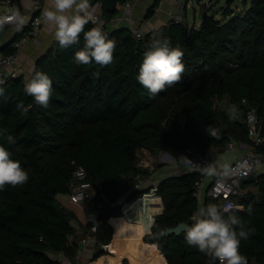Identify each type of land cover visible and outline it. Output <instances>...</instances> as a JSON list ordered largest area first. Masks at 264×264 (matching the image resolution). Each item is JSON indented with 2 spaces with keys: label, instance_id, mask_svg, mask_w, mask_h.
I'll list each match as a JSON object with an SVG mask.
<instances>
[{
  "label": "trees",
  "instance_id": "trees-1",
  "mask_svg": "<svg viewBox=\"0 0 264 264\" xmlns=\"http://www.w3.org/2000/svg\"><path fill=\"white\" fill-rule=\"evenodd\" d=\"M106 1H100L101 27L116 41L111 64L78 65L74 54L83 47L81 34L79 44L67 49H61L55 40L34 63L30 77L40 71L52 81L48 108L25 94L24 85L30 78L7 77L0 85L4 89L0 95V146L29 174L25 184L0 191V264H58L53 255L59 252L75 262L79 241L93 225L96 253L90 261L102 255L101 245L113 237V223H131L121 217L122 205L148 191L147 187L133 189L137 174H151L148 167L138 164L139 148L153 155L164 150L178 159L189 156L187 148L192 154L207 148L223 151L231 139L264 154V0H242L239 11L232 8L234 0H226L221 18L205 13L197 27L168 20L145 32L138 42L126 25L107 28L117 11H108ZM155 6L147 10L145 18L154 13ZM94 26L89 22L85 31ZM6 27L4 23L0 34ZM152 35L167 38L178 47L185 67L181 81L156 96L136 79ZM16 37L1 46L0 52H11ZM223 100L234 106L238 118L221 108ZM21 101L25 107L31 106L27 116L17 108ZM251 108L260 128L259 142L242 121ZM208 126L220 130L219 139L207 134ZM77 164L84 167L90 183L92 197L86 209L88 214L96 213L95 223L82 224L57 198L70 193L68 180ZM201 175V171L192 170L160 181L157 194L163 211L154 216L143 242L141 237L154 211L144 213L138 250L126 257L138 260L149 256L153 261L148 264H208L206 255L186 243L185 231L164 234L167 227L180 222L191 224L190 216L198 206L193 195L195 181ZM249 184L257 185L258 190L234 198L244 208L236 215L254 229L249 239L241 240L240 252L248 264H264V173L242 180L240 187ZM146 195L154 197L153 192ZM208 204L219 205L205 195L204 206ZM110 217H118L111 219L112 225ZM118 238L120 232L115 228L112 244ZM151 244H156L163 256Z\"/></svg>",
  "mask_w": 264,
  "mask_h": 264
},
{
  "label": "clouds",
  "instance_id": "clouds-1",
  "mask_svg": "<svg viewBox=\"0 0 264 264\" xmlns=\"http://www.w3.org/2000/svg\"><path fill=\"white\" fill-rule=\"evenodd\" d=\"M42 20L47 29L54 33V38L61 49H67L80 42L83 34V47L74 54L78 65L95 63L101 67L112 63L116 48V41L109 39L96 18L89 11V0H48L42 12ZM18 27L23 20L17 17ZM5 20L0 18V28ZM91 22L94 27L85 31V26ZM183 52L173 47L167 38L154 37L143 53L139 65L137 81L148 90L151 96H156L181 81L185 71L182 63ZM0 81V85H2ZM0 86V95L3 94ZM52 81L43 72L35 71L34 75L24 85L26 95L33 97L35 103L48 108L52 96ZM21 101L17 104L22 116H27L29 108ZM235 119V115L232 116ZM209 136L219 139L220 130L208 126ZM9 142L12 138L8 137ZM179 166L197 168L201 173L216 175V168L212 163L200 166L187 156L173 158ZM29 180V174L19 161L11 158V153L0 146V191L6 186L17 187ZM237 211H244L243 206L227 203L223 206L208 204L201 206L191 216V224L185 227V241L189 246L197 248L206 255L208 264H248L247 258L241 254V240L249 239L254 229L247 227L236 215ZM249 215L252 209H247Z\"/></svg>",
  "mask_w": 264,
  "mask_h": 264
},
{
  "label": "crops",
  "instance_id": "crops-1",
  "mask_svg": "<svg viewBox=\"0 0 264 264\" xmlns=\"http://www.w3.org/2000/svg\"><path fill=\"white\" fill-rule=\"evenodd\" d=\"M100 1L101 0L95 2L93 5H89V11L92 12L94 17L96 18V21L98 20V21L103 22L104 16H103L102 4ZM126 2H129V7H130L129 19H124L120 21L119 24L112 25L111 27H109L107 23V28L110 29V28H115L117 26L126 25L130 30L136 29V28H142L145 32H147L150 29L157 28L160 25L165 24L168 21V13L174 12L176 10L172 0H158L157 4H156V0H127ZM5 3L8 4L9 7L2 9L0 11V14L4 11L10 10V11H13L17 15V17L22 19L23 22H26L28 18L30 17L32 10L37 6L39 2L38 0H16V3H14L13 0H6ZM42 3L45 6H47L48 0ZM124 5L125 3H119L117 1L116 9H115L117 11V14H121L124 12ZM153 5H156L153 8L154 13L149 18H145L147 10ZM187 6H188V0H185V10ZM185 10L183 12V20L187 22ZM218 14L219 12L215 14L210 13L209 15H214L215 17H219ZM24 17L26 18L24 19ZM200 21L192 25L190 24L189 27L191 26L197 27L200 24ZM12 35H13V31L11 30L9 26H7L6 29L0 34V47L4 46L5 44H8L12 38ZM37 41H38L37 44L34 43L33 41H30L29 43L25 44L20 54L19 71H20V75L23 76L25 80H28L30 78V74L32 73V69L34 67L35 61L41 55H43L52 46L53 42L55 41L54 33L50 32L47 29L43 21H42L39 33L37 35ZM230 106H232L234 109V106L232 104ZM233 109H232V112H233V115H235L236 111L235 109L234 110ZM258 132H259V128H258ZM239 143H243V142H237V144ZM243 144L244 145L241 147L240 150L235 149V148L228 150V151H220V152L217 151L216 149L214 150L215 152L212 154L210 163H212L215 166L216 173H218L221 169H224L225 167H227L234 159L237 158V156L240 153H243L247 150L252 151L250 145H247L246 143H243ZM138 151H140L141 153L145 151V153H148L153 158V162H157L156 158H154L155 155L151 154L150 152H147V150L143 148H139L137 150V153ZM162 154L163 152H161V155ZM139 163L140 162H138V164ZM150 170H151V174L147 176L146 178H149L148 185L154 186L153 194L155 198L153 200L154 206H151L149 204L147 205L149 206V210L150 209L154 210V213H152L153 214L152 222L147 232H145L141 237L142 240H143V236L146 233H149L150 227L152 226L153 221H154V216L163 211L162 200L160 196L157 194V185L160 183V181H162V179H164L167 176L178 175V174L185 173L187 171H192L191 169L179 166L176 161H172V162L163 161L162 164L158 165L157 167L152 166ZM261 173H264V162L259 164L256 167L255 172L252 174L259 175ZM202 176H203V181L198 191V196L196 197L198 201V206H197L198 208L201 206H204L206 189L215 175L209 176V175L202 173ZM247 190L256 192L258 190V186L255 184H249L245 187H240V190L237 196L242 195ZM61 195H65V194H61ZM65 197L66 198L61 199V201L64 202L65 206L69 207L75 212L78 220L82 224H85L89 220L95 223L96 213L94 214L87 213V209H86L87 201L79 203L82 206V210L81 209L76 210L74 209V206H72V203H76V202H73L70 200L69 194L65 195ZM148 197L152 198L153 196H148ZM138 198L140 197H137L134 200L124 203L122 205L123 214L121 217H124L125 219H129L131 223H126L124 221H120V223L125 224V225L135 224L139 227V233H140V224L142 221V217L144 213L149 212V210L143 209L144 210L143 211L139 208L138 204H136V200ZM149 200L150 199H147V201ZM127 205H130V207H129V210L125 212V210L123 209H125ZM84 212L87 213V216L84 214ZM114 218H118V217L109 218V223L111 225H112L111 219H114ZM138 220H140V223L135 222ZM113 229H114L113 231V237H114V232H115L114 226H113ZM80 232H82V230H80ZM91 232L92 231L90 230L89 232L86 233L85 237H83L87 239V243L85 244L82 243L83 238L79 241V250H78V255L76 257L75 262L70 261L63 254V264H89L91 262H97L99 264H148L153 261V259L149 256L147 258L141 257L138 260H133L129 257H126L128 254L134 253L138 250L139 242L135 244L133 242H129V243H125L126 241L122 242L121 240H125L127 238H134V237H128L121 233H120V238L116 239L113 244H112L113 237L110 243L105 244V245L102 244L100 249L103 250V254L99 255V257L96 260L90 261L91 256L96 253V247L94 246L95 239ZM138 237L139 236H137V238ZM108 245H111L110 246L111 249L108 248ZM151 245L154 247L157 253L162 255V253L157 249L156 244H151ZM117 252L119 253L117 262H108L112 260V259H109V257L115 256V253L117 254ZM165 264H166V261H165Z\"/></svg>",
  "mask_w": 264,
  "mask_h": 264
},
{
  "label": "built area",
  "instance_id": "built-area-1",
  "mask_svg": "<svg viewBox=\"0 0 264 264\" xmlns=\"http://www.w3.org/2000/svg\"><path fill=\"white\" fill-rule=\"evenodd\" d=\"M46 0H38L37 6L32 10V13L26 22H23L22 26L18 27L17 15L13 11H4L0 14V18H4L5 24L11 28L13 31L12 36L17 37L12 41L11 47L12 51L3 54L0 52V81L4 82L7 77L13 78L20 75L19 71V59L20 54L23 50V46L30 41L37 44V35L42 24V12L46 7L42 2ZM175 6L174 12L168 13V20H172L175 23L183 21V12L185 10V0H172ZM130 7L129 2H125L124 12L121 14L114 15L108 22V26L119 24L120 21L124 19H129ZM103 22L97 20V24L100 26ZM134 39L138 42L143 39L145 31L142 28L131 29ZM15 34V35H14ZM238 118V115L235 114ZM242 121L246 124L248 132L256 142L260 141L258 135V121L255 113V109L251 108ZM243 143L237 144L233 140H228L223 151H228L233 148L240 150ZM214 149L207 148L206 150L192 154L191 148L186 149L187 156L194 163L204 166L211 162L212 154ZM192 154V155H191ZM264 162V154L255 151H245L240 153L236 159H234L227 167L221 169L211 180L210 184L206 189V195L218 201V206H223L227 203H232L235 205H240L234 200L238 195L240 190V183L242 179L246 176L251 175L255 172L256 167ZM141 166L142 162L139 163ZM191 170H197V168H191ZM149 178L143 177L137 174L135 177V182L133 184V189H143L148 188L145 194H150L153 192L154 186L148 185ZM203 181V176L195 181L193 195L198 196V191L201 187ZM68 187L70 189L69 198L73 202H85L92 197V191L90 188V183L86 180V171L83 166L77 164L75 165L71 176L68 180ZM191 214V216L197 211ZM190 216V219H191ZM95 230V226L91 227V231ZM82 243H87V239L83 238ZM53 257L57 260L58 264H63V253L59 252L54 254Z\"/></svg>",
  "mask_w": 264,
  "mask_h": 264
},
{
  "label": "rangeland",
  "instance_id": "rangeland-1",
  "mask_svg": "<svg viewBox=\"0 0 264 264\" xmlns=\"http://www.w3.org/2000/svg\"><path fill=\"white\" fill-rule=\"evenodd\" d=\"M5 1L6 0H0V11L2 9L9 7V5L5 3ZM13 2L16 3V0H13ZM225 4H226L225 0H201L200 2H196L195 0H188V6L186 7V10H185L187 25L189 26L190 24L192 25L194 23H198V21L201 20L202 16L205 13L209 15L210 13L215 14V13L219 12V14H218L219 17H215V18H221V14H220L221 13L220 12L221 7L225 6ZM232 8L236 11H239L240 9H242L243 8L242 0H234L232 3ZM25 18L26 17H24V19ZM183 21H185V20H183ZM220 105H221V108L223 110H227L230 115H233V112H232L233 107L230 106L228 102L223 100L220 102ZM143 152L141 153L140 151H138V153H137L138 157H139V162H142L143 165L147 164L146 167H148L149 169H151L152 166L157 167L158 165L162 164L163 161H168V162L175 161L173 159V158H175V156L173 154L167 152V151H164V150L159 151L154 156V158H156L157 162H153V158L148 153H145V151H143ZM161 152H163L162 155H161ZM142 167H145V166H142ZM57 198L60 201V203L63 206H65L64 202L61 201V199L66 198L65 195L59 194V195H57ZM154 198L155 197L151 198V197H148V195H145L144 197L138 198L136 200V204H138V206L141 210H143V209L149 210V206L147 204L154 206V201H153ZM147 199H150V200L147 201ZM72 206H74V209H76V210H80V209L82 210V206L79 204V202L78 203L77 202L72 203ZM150 211H154V210L150 209L149 212ZM84 214L87 216L86 212H84ZM135 222L140 223V220L135 221ZM121 241L122 242L126 241L125 243L133 242L135 244V243L139 242V238H137V236H136L134 238H127V239L121 240ZM118 256H119V253L117 252V254L115 253V256L109 257V259H112V260L108 261V262H117Z\"/></svg>",
  "mask_w": 264,
  "mask_h": 264
},
{
  "label": "water",
  "instance_id": "water-1",
  "mask_svg": "<svg viewBox=\"0 0 264 264\" xmlns=\"http://www.w3.org/2000/svg\"><path fill=\"white\" fill-rule=\"evenodd\" d=\"M99 0H89V5H93L95 2H97ZM196 2H200L201 0H195ZM116 4H117V0H107L106 1V9L108 11H115L116 9ZM154 33H155V30H154ZM153 36H151V41L153 39ZM260 129V128H259ZM259 134V132H258ZM251 178H254V174H251L249 176H246L244 177L242 180H247V179H251ZM186 223L184 222H180L178 223L176 226H173V227H167L164 231V234L165 235H168V234H171V233H174V234H180L181 232L185 231V227H186Z\"/></svg>",
  "mask_w": 264,
  "mask_h": 264
},
{
  "label": "bare ground",
  "instance_id": "bare-ground-1",
  "mask_svg": "<svg viewBox=\"0 0 264 264\" xmlns=\"http://www.w3.org/2000/svg\"><path fill=\"white\" fill-rule=\"evenodd\" d=\"M115 228L118 231L128 237H136L139 236V227L135 224H122L120 221L116 220L114 223Z\"/></svg>",
  "mask_w": 264,
  "mask_h": 264
}]
</instances>
